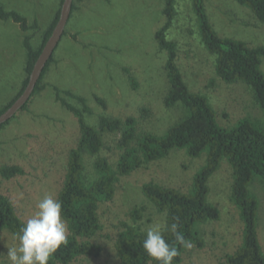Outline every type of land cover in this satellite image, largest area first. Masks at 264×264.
<instances>
[{
  "label": "rangeland",
  "instance_id": "rangeland-1",
  "mask_svg": "<svg viewBox=\"0 0 264 264\" xmlns=\"http://www.w3.org/2000/svg\"><path fill=\"white\" fill-rule=\"evenodd\" d=\"M6 11H15L28 21L22 31L12 20L0 19V110L20 92L27 78L26 49L29 38L34 48L42 44L45 32L61 8V0H0ZM75 9L42 83L45 89L33 96L0 131V167L17 165L25 175L11 180L0 177L1 192L10 197L19 216L27 221L45 194L55 198L62 188L68 156L79 139L75 117L56 101L55 88L84 97L92 110L88 121L98 124L102 115L138 120V133L162 135L186 114L183 106L167 108L169 91L165 64L155 33L166 18L164 0H74ZM211 25L221 38L264 46V24L235 0H204ZM168 38L178 44V65L192 92L208 97L220 126L230 128L240 119L264 120L252 92L242 83L227 84L215 74L214 58L201 43L190 0H178L176 20ZM264 72V59L262 62ZM130 77L138 87L133 88ZM63 95V94H62ZM105 101L100 105L96 98ZM72 102V101H71ZM75 103V101H73ZM120 134L105 136L101 156L116 165ZM91 168L94 158L86 156ZM206 156L190 158L185 151H173L166 158L147 164L120 179L116 196L100 208L102 230L95 242L102 248L96 258H79L72 264H119L115 241L123 223L132 224L130 213L144 207L138 221L145 230L150 224L162 228L165 215L156 211L142 193V186L154 182L188 192ZM233 171L227 162L210 179L209 201L220 211L218 221L200 226L204 248L192 245L181 264H225V257L242 243L243 223L231 199ZM252 192L259 201V241L264 252V184L256 180ZM17 237L0 233V264H10L8 247Z\"/></svg>",
  "mask_w": 264,
  "mask_h": 264
},
{
  "label": "trees",
  "instance_id": "trees-1",
  "mask_svg": "<svg viewBox=\"0 0 264 264\" xmlns=\"http://www.w3.org/2000/svg\"><path fill=\"white\" fill-rule=\"evenodd\" d=\"M63 1L61 0V6ZM235 1L249 9L264 24V0ZM190 2L201 43L214 58L216 76L227 84H244L252 92L255 103L264 112V72L261 68L264 46L249 47L240 40L221 38L210 23L204 0ZM177 6L178 0H164L163 14L166 22L156 31L155 40L160 50L167 53L165 70L169 91L164 104L167 108L181 105L186 114L164 134H139L138 120L135 117L122 119L102 115L98 124L92 125L88 121L92 110L87 100L70 91L55 88L56 101L75 117L80 136L76 146L69 153L62 188L57 197L62 202V217L67 223V244L61 246L49 264H72L79 258L99 257L103 248L94 240L102 230L100 208L114 200L120 179L130 176L147 164L166 158L173 151L180 150L193 159L206 156L204 164L195 173L188 192L154 182L142 186L145 198L158 213L165 215L162 228L165 239L175 244V239L171 232L167 231V227L178 217L179 231L185 239L197 248H204L200 226L220 219V211L208 198L209 182L225 161L233 171L231 199L243 223L242 243L235 252L226 255L225 264H264V252L258 235L259 201L251 190L256 180L264 184V120L243 118L230 128L222 127L208 97L191 91L178 65V44L168 38L176 20ZM74 9L73 4L72 11ZM60 10L45 32L39 48H34L29 38H25V71L28 76L18 95L0 110V115L25 90L34 64L59 20ZM0 19L12 20L19 24L22 31L30 30L25 17L15 11H6L1 4ZM53 61L54 54L32 97L45 89L42 81ZM130 81L136 89L138 84L135 79L130 77ZM96 100L103 107L106 106L102 99L97 97ZM29 102L21 111L28 108ZM7 124L8 122L0 125V131ZM109 134H120L117 148L121 154L116 165H112L107 158L100 155L105 146V136ZM86 156L94 158L91 168L85 161ZM23 175L25 171L20 166L0 167V177L4 180ZM144 210V207L135 208L130 213L133 223L122 224L123 230L115 241L119 264H156L143 250L145 231L137 225L143 218ZM25 222L17 213L10 197L0 190V233L9 232L18 239ZM176 247L179 255L174 259V264H181L187 249L179 244H176Z\"/></svg>",
  "mask_w": 264,
  "mask_h": 264
},
{
  "label": "clouds",
  "instance_id": "clouds-1",
  "mask_svg": "<svg viewBox=\"0 0 264 264\" xmlns=\"http://www.w3.org/2000/svg\"><path fill=\"white\" fill-rule=\"evenodd\" d=\"M167 227L175 239L169 243L159 223L150 224L142 242L144 252L156 264H174L179 255L176 244L188 249L191 242L179 231V218ZM68 228L62 217V202L53 194H45L37 204L35 213L27 219L18 234L19 244L8 247L7 258L10 264H49L50 259L67 244Z\"/></svg>",
  "mask_w": 264,
  "mask_h": 264
},
{
  "label": "water",
  "instance_id": "water-1",
  "mask_svg": "<svg viewBox=\"0 0 264 264\" xmlns=\"http://www.w3.org/2000/svg\"><path fill=\"white\" fill-rule=\"evenodd\" d=\"M74 0H64L60 10V17L53 29V32L44 45L37 61L34 64L32 72L29 77L28 84L23 91V93L14 101V103L0 115V125L9 122L12 118L16 116L18 112L29 102L31 99L35 87L39 82L49 60L53 56L55 50L57 49L63 35L69 19L72 13Z\"/></svg>",
  "mask_w": 264,
  "mask_h": 264
}]
</instances>
